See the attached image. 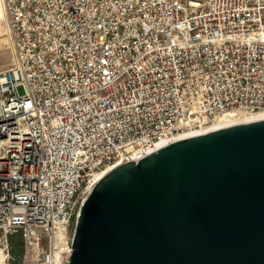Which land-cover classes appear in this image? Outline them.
<instances>
[{
  "label": "built area",
  "instance_id": "1",
  "mask_svg": "<svg viewBox=\"0 0 264 264\" xmlns=\"http://www.w3.org/2000/svg\"><path fill=\"white\" fill-rule=\"evenodd\" d=\"M2 6L0 246L19 233L20 264L61 263L95 174L216 116L264 109V0Z\"/></svg>",
  "mask_w": 264,
  "mask_h": 264
},
{
  "label": "water",
  "instance_id": "2",
  "mask_svg": "<svg viewBox=\"0 0 264 264\" xmlns=\"http://www.w3.org/2000/svg\"><path fill=\"white\" fill-rule=\"evenodd\" d=\"M65 245L60 264H264V116L109 167L76 199Z\"/></svg>",
  "mask_w": 264,
  "mask_h": 264
},
{
  "label": "bare ground",
  "instance_id": "3",
  "mask_svg": "<svg viewBox=\"0 0 264 264\" xmlns=\"http://www.w3.org/2000/svg\"><path fill=\"white\" fill-rule=\"evenodd\" d=\"M2 11L4 13L3 6H2ZM257 116H264V109L263 110H256V111H244V110L229 111V112H227L221 116H216L208 124H206L204 126H200L199 128H192V129L180 132L176 135V137L181 136V135H185L188 133L196 132L199 130L207 129L210 127H214V126H218V125H222V124H226V123H230V122H234V121H238V120H242V119H246V118L257 117ZM164 140L165 139H160V140H158V142L156 144H158ZM135 153L137 154L138 151H135ZM103 172L95 174L93 177V181L99 175H101ZM5 259H6V253L4 252L2 247H0V264H4Z\"/></svg>",
  "mask_w": 264,
  "mask_h": 264
},
{
  "label": "rangeland",
  "instance_id": "4",
  "mask_svg": "<svg viewBox=\"0 0 264 264\" xmlns=\"http://www.w3.org/2000/svg\"><path fill=\"white\" fill-rule=\"evenodd\" d=\"M263 13H264V9H263ZM11 63H12V51H11L9 39H8L7 32H6L5 21L3 19V14H2V0H0V70L6 69L7 67H9L11 65ZM20 241H21L20 243L22 244V248L24 251L23 241L22 240H20ZM10 246L11 245H10V241H9L8 251L4 250L6 255L8 254L9 264H10L11 260L15 259L10 252V248H11ZM23 251H22L21 256L18 259H16V260H18V262L21 261V258L23 256Z\"/></svg>",
  "mask_w": 264,
  "mask_h": 264
},
{
  "label": "trees",
  "instance_id": "5",
  "mask_svg": "<svg viewBox=\"0 0 264 264\" xmlns=\"http://www.w3.org/2000/svg\"><path fill=\"white\" fill-rule=\"evenodd\" d=\"M20 234L19 233H13L12 235H10L9 237V241H10V252L12 254V256L15 258V259H18L21 254H22V251H23V248H22V244L20 243Z\"/></svg>",
  "mask_w": 264,
  "mask_h": 264
},
{
  "label": "crops",
  "instance_id": "6",
  "mask_svg": "<svg viewBox=\"0 0 264 264\" xmlns=\"http://www.w3.org/2000/svg\"><path fill=\"white\" fill-rule=\"evenodd\" d=\"M2 14H3V19H4V13H3V11H2Z\"/></svg>",
  "mask_w": 264,
  "mask_h": 264
}]
</instances>
